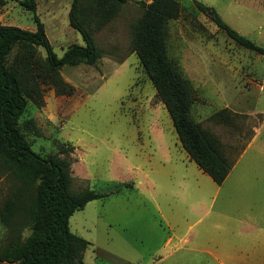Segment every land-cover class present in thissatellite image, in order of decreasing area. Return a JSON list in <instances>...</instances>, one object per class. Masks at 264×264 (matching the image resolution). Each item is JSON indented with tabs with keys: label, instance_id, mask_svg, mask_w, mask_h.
Wrapping results in <instances>:
<instances>
[{
	"label": "rangeland",
	"instance_id": "rangeland-1",
	"mask_svg": "<svg viewBox=\"0 0 264 264\" xmlns=\"http://www.w3.org/2000/svg\"><path fill=\"white\" fill-rule=\"evenodd\" d=\"M35 1V12L57 55L71 43L82 44L80 34L68 23L71 0ZM176 1L180 10L167 22L166 50L193 89L191 116L216 135L229 160L237 158L233 172L257 174L256 183L262 184L264 167L254 160L263 156L253 147L238 154L262 120L264 90L259 85L264 84V58L237 44L192 0ZM226 1L216 0L215 11L223 12L221 3ZM142 2L145 0L127 1L103 26L92 28L101 50L95 63L61 67L62 79L72 86L69 95L40 83L41 97L28 98L19 118L32 149L42 156L57 153L61 146H73L71 152L59 154L70 161L72 190L90 187L103 194L69 217L70 230L89 242L83 253L86 264H101L100 259L108 262L106 251L118 249L119 232L133 241L138 235L147 237L151 225L158 223L150 204L135 193L126 178L161 160L160 148L173 159L188 161L164 104L130 48L131 25L142 12ZM231 16L226 17L230 20ZM0 24L35 29L33 13L19 0L0 2ZM240 25L245 23L232 21L230 27ZM244 36L264 46L254 33ZM17 51V47L11 50L8 64L14 63ZM36 53L43 57V48L36 47ZM262 140L264 126L256 141ZM125 182H129L127 186ZM19 186L20 181L0 161V209ZM18 218L25 236L29 233L28 214ZM125 225L130 228L123 230ZM16 232L0 220V244ZM108 264L119 263L111 258Z\"/></svg>",
	"mask_w": 264,
	"mask_h": 264
},
{
	"label": "trees",
	"instance_id": "trees-1",
	"mask_svg": "<svg viewBox=\"0 0 264 264\" xmlns=\"http://www.w3.org/2000/svg\"><path fill=\"white\" fill-rule=\"evenodd\" d=\"M127 1L71 0L68 23L80 34L82 44H69L60 56L53 50L44 23L35 12V0H19L20 5L33 13L34 30L0 24V161L20 181L0 209L1 222L17 231L9 241L0 244V262L84 264L83 253L89 242L70 230L69 217L103 194L90 187L72 190L70 161L59 154L71 152L73 146H61L57 153L42 156L32 149L19 126V118L28 98L41 97L40 83L52 85L58 94L72 92V86L60 75L61 67L95 63L101 50L95 44L92 28L103 26ZM192 1L237 44L264 58V46L230 27L213 7ZM142 5L140 16L131 25L130 48L164 104L181 146L220 184L233 160L226 157L216 135L193 120V89L167 55L166 25L178 15L179 3L145 0ZM14 47L18 48L14 63L8 64V55ZM36 47L43 48V57L36 53ZM24 212L29 217V233L25 236L18 224V217Z\"/></svg>",
	"mask_w": 264,
	"mask_h": 264
},
{
	"label": "crops",
	"instance_id": "crops-1",
	"mask_svg": "<svg viewBox=\"0 0 264 264\" xmlns=\"http://www.w3.org/2000/svg\"><path fill=\"white\" fill-rule=\"evenodd\" d=\"M198 1L211 7L217 4L216 0ZM221 4L223 12L217 13L229 26L232 21L245 23L232 27L240 34L254 33L264 44V0ZM259 86L264 90V84ZM262 112L261 122L238 155L253 147L263 156L254 162L264 167V140L256 141L264 126ZM160 150L161 160L126 178L150 204L158 223L151 225L147 237L138 235L133 241L119 232L118 249L106 251L108 262H99L108 264L112 258L119 264H264V183H256L259 175L233 172L236 158L217 184L188 154L186 162Z\"/></svg>",
	"mask_w": 264,
	"mask_h": 264
}]
</instances>
